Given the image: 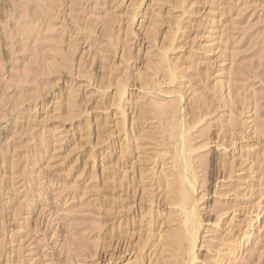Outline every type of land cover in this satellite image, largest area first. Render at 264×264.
<instances>
[{
    "label": "rangeland",
    "instance_id": "rangeland-1",
    "mask_svg": "<svg viewBox=\"0 0 264 264\" xmlns=\"http://www.w3.org/2000/svg\"><path fill=\"white\" fill-rule=\"evenodd\" d=\"M0 264H264V0H0Z\"/></svg>",
    "mask_w": 264,
    "mask_h": 264
},
{
    "label": "bare ground",
    "instance_id": "bare-ground-1",
    "mask_svg": "<svg viewBox=\"0 0 264 264\" xmlns=\"http://www.w3.org/2000/svg\"><path fill=\"white\" fill-rule=\"evenodd\" d=\"M176 131H177V129L174 130V132H175L174 134H177ZM180 152H181V151H180ZM178 156H179V155H178ZM178 159H179V157H178ZM184 182H185V181L183 180L182 185L184 184ZM186 183H187V182H186ZM186 183H185V184H186ZM186 185H187V184H186ZM179 187H180V186H179ZM182 188H183V187H182ZM183 189H184V188H183ZM187 190H188V189H187ZM188 192H189V190H188V191H182L181 195L178 196V197H180L179 200H180L183 204L188 203V201H189V199H190V196H189L190 193H188ZM181 202H179V204H181ZM192 214H193V212H191L190 217L192 216V218L194 217V219H195L194 214H193V215H192ZM187 220H188V218L186 219V221H187ZM190 220H191V219H190ZM189 222H190V221H189ZM193 222H194V221H191V222L188 223V224H191V226H192ZM186 223H187V222H186ZM188 224H187V225H188ZM189 227H190V226H189ZM192 229H194V228L192 227ZM188 230H189V229H188ZM194 230H195V229H194ZM193 232H194V231H193ZM190 233H191V232H190ZM191 234L193 235V233H191ZM191 234H190V235H191ZM195 234H196V233H195ZM192 235H191V236H192ZM194 236H195V235H194Z\"/></svg>",
    "mask_w": 264,
    "mask_h": 264
}]
</instances>
